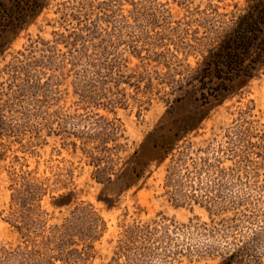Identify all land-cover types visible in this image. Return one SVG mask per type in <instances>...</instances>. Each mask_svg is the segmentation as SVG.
Here are the masks:
<instances>
[{
	"label": "rangeland",
	"instance_id": "374dc122",
	"mask_svg": "<svg viewBox=\"0 0 264 264\" xmlns=\"http://www.w3.org/2000/svg\"><path fill=\"white\" fill-rule=\"evenodd\" d=\"M254 1L0 0V264H264Z\"/></svg>",
	"mask_w": 264,
	"mask_h": 264
},
{
	"label": "trees",
	"instance_id": "16d2710c",
	"mask_svg": "<svg viewBox=\"0 0 264 264\" xmlns=\"http://www.w3.org/2000/svg\"><path fill=\"white\" fill-rule=\"evenodd\" d=\"M26 11L31 13L33 9L28 7ZM263 50L264 0H257L248 3L218 51L206 57L204 74L207 78L220 79L221 83L251 78L264 66Z\"/></svg>",
	"mask_w": 264,
	"mask_h": 264
}]
</instances>
